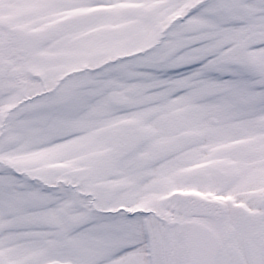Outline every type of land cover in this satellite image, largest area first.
Here are the masks:
<instances>
[{
  "label": "snow or ice",
  "instance_id": "6c2138e0",
  "mask_svg": "<svg viewBox=\"0 0 264 264\" xmlns=\"http://www.w3.org/2000/svg\"><path fill=\"white\" fill-rule=\"evenodd\" d=\"M0 264H264V0H0Z\"/></svg>",
  "mask_w": 264,
  "mask_h": 264
}]
</instances>
